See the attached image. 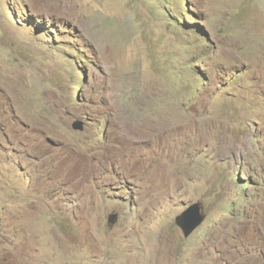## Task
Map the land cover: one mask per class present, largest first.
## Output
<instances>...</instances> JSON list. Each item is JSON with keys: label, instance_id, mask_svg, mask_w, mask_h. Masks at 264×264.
Instances as JSON below:
<instances>
[{"label": "rangeland", "instance_id": "obj_1", "mask_svg": "<svg viewBox=\"0 0 264 264\" xmlns=\"http://www.w3.org/2000/svg\"><path fill=\"white\" fill-rule=\"evenodd\" d=\"M0 264H264V0H0Z\"/></svg>", "mask_w": 264, "mask_h": 264}, {"label": "water", "instance_id": "obj_2", "mask_svg": "<svg viewBox=\"0 0 264 264\" xmlns=\"http://www.w3.org/2000/svg\"><path fill=\"white\" fill-rule=\"evenodd\" d=\"M73 129L83 132L85 130V123L76 121L73 124ZM207 220L202 203H195L190 206L185 212L176 218V224L183 232L186 239L190 238ZM118 222V215L112 214L109 217V227L113 229Z\"/></svg>", "mask_w": 264, "mask_h": 264}, {"label": "clouds", "instance_id": "obj_3", "mask_svg": "<svg viewBox=\"0 0 264 264\" xmlns=\"http://www.w3.org/2000/svg\"><path fill=\"white\" fill-rule=\"evenodd\" d=\"M77 121H81V120H77ZM83 122V121H82ZM86 126V125H85ZM73 127V126H72ZM110 228V227H109Z\"/></svg>", "mask_w": 264, "mask_h": 264}, {"label": "bare ground", "instance_id": "obj_4", "mask_svg": "<svg viewBox=\"0 0 264 264\" xmlns=\"http://www.w3.org/2000/svg\"><path fill=\"white\" fill-rule=\"evenodd\" d=\"M105 249V248H104Z\"/></svg>", "mask_w": 264, "mask_h": 264}]
</instances>
